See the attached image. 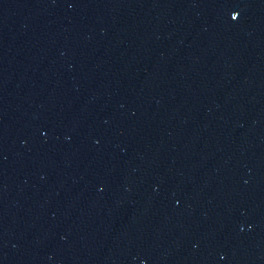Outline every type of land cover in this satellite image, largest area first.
Wrapping results in <instances>:
<instances>
[{
	"label": "water",
	"instance_id": "1",
	"mask_svg": "<svg viewBox=\"0 0 264 264\" xmlns=\"http://www.w3.org/2000/svg\"><path fill=\"white\" fill-rule=\"evenodd\" d=\"M0 264H264V0H0Z\"/></svg>",
	"mask_w": 264,
	"mask_h": 264
}]
</instances>
